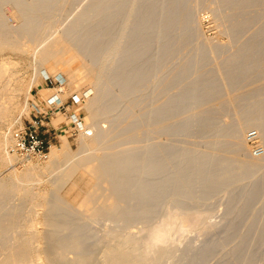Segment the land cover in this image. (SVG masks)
Returning a JSON list of instances; mask_svg holds the SVG:
<instances>
[{"label": "rangeland", "instance_id": "1", "mask_svg": "<svg viewBox=\"0 0 264 264\" xmlns=\"http://www.w3.org/2000/svg\"><path fill=\"white\" fill-rule=\"evenodd\" d=\"M104 1L110 4L107 20L88 14L97 0H0V264H264V241L243 242L250 230L257 240L264 229V187L253 194L264 178V137L255 128H246L249 108L264 101V61L254 63L253 53L246 52L264 28V11L244 15L243 10L235 19L239 26L233 28L229 16L239 13L238 5L228 0H186L190 11L186 13L187 36L179 29L169 36L171 40L164 34L163 40H149L147 52L136 58V48L147 38L137 34V40L132 39L131 32L138 10L149 11L152 6L146 5L147 0ZM259 4L264 7V0H251L252 7ZM77 21L80 26L71 30L74 40H81L87 28L98 26L102 31L98 47L91 43L95 49L84 54L64 33ZM246 21L252 24L239 32L240 23ZM60 38H66L74 51L64 59L70 54L77 57L71 69L63 61L43 63L39 59ZM173 43L175 47H165ZM97 49L99 55H94ZM153 57L156 74L144 81V73L133 72H144V65ZM98 65H107L108 71ZM190 66L194 71L191 83L216 81L219 95L154 121L152 113L189 83L182 79ZM75 70L80 72L78 84L68 78ZM237 70H241L240 79L234 83ZM126 71L131 72L132 82L122 90ZM42 72L53 80V74L61 73L65 80L62 98L70 106L68 113L57 111L40 130L52 147L67 143L69 156L62 155L58 163L50 161V152L43 159L23 161L9 151L12 133L35 119L36 105L45 110L47 99L56 94ZM176 75L180 85L175 90L170 85ZM100 77L104 82L110 77L114 80H110V94L101 110L94 103ZM140 78L142 82L135 85ZM29 84L33 86L30 94ZM133 85L140 88L131 91ZM73 113L93 126L94 136H87L71 121ZM94 113L95 118L91 117ZM199 119L202 123L215 120L217 128H209ZM186 120L193 124L184 134L181 129ZM176 128L179 132L173 133ZM96 134L99 139H94ZM218 145L225 147L218 149ZM173 146L180 154L187 150L192 156L208 153L231 159L242 171L252 168L253 175L207 197L199 194L183 207L170 200L154 211L150 205L133 211L137 193H151L152 174L158 165L153 162L155 153ZM107 159L118 166L111 175L102 167ZM122 160H131L137 171L128 174ZM143 169L149 172L145 177ZM122 172L127 177L123 186ZM179 173L181 183L182 164ZM113 193L128 194L129 200L126 204L121 201L119 207ZM131 213L149 216L127 215ZM158 232L168 238L155 247V254L149 246L152 237L160 236ZM204 251L208 254L202 260L189 258H198Z\"/></svg>", "mask_w": 264, "mask_h": 264}, {"label": "bare ground", "instance_id": "2", "mask_svg": "<svg viewBox=\"0 0 264 264\" xmlns=\"http://www.w3.org/2000/svg\"><path fill=\"white\" fill-rule=\"evenodd\" d=\"M236 1H239V2L237 3ZM146 2H147L146 5L150 6V8L152 6V9L149 11H146V9L145 10L144 9L138 10L136 23H135V25L132 29V32H131V36H133L132 39L135 38V40H137L136 39L137 37L135 36L137 34L139 36H141L143 39L145 37L147 38V40H145L144 44L141 43V46L136 48L138 50V54L136 55V58H138L140 56V54L147 52V50L149 49V44L148 43L146 44V42L149 40H155V39L163 40L164 39L162 36L163 34L166 36L168 35V39H169V36L174 35L176 33V31L179 29L182 30L183 35L187 36V34H188V32H186L187 27H188V17L186 16V13L190 12V11H189V7L186 5V0H147ZM228 2H232L234 5H238L239 8H241L238 11L239 13L235 12L229 16V19L231 21L233 28L236 26H239L238 24H236L235 19H236V16L238 17V14H240L243 10H246V12L243 11V13L245 12L244 15H246L247 13L250 14L251 12H257L258 10L264 11V7L260 6V4L258 6L252 7L251 0H228ZM166 4H167V7L164 9ZM109 8H110L109 3L105 2L104 0H97L95 5H93V7L89 10L88 14L90 15V17H93V18L102 15V18L107 20L109 16L106 14V11ZM149 17H150V19H149ZM256 18H259V15H257ZM122 21H123V19H122ZM79 24L80 23H78V21H77L75 23V25L73 24L68 28V32L66 31L64 33L65 34L67 33V35L65 37L67 39H69L68 41L70 43L74 44L75 49L78 48V50H80L84 54V52H86L87 50L91 49V51H92V49H95L94 47H96V48L98 47L97 41L99 43L100 40L102 41V39H103V38L100 39L102 37V31L98 26L94 27V28H87L83 38L81 40L79 39V41H77V40H74L73 37H71V30L75 26H77V27L80 26ZM240 24L241 25H240L239 30H241V31H239V32H243V30L245 28L249 27L252 23H251V21H246L243 23L241 22ZM29 37H30V35H29ZM66 38L56 39L55 42L50 44V46H47L46 49H44V51H42L41 53L39 52L40 54L38 56H39L40 61L42 60L43 63H48L49 61H53V62H56V64H58L59 61H63L62 64L66 65L67 67H69V69H71L72 64L75 62L77 57H74V54H70L67 59H64V57L66 56L67 53L69 54L71 51H73L72 50L73 47L70 48L69 47L70 45L67 44ZM148 38H150V39H148ZM169 40H171V39H169ZM91 43L94 44L95 46L92 47ZM169 46H171L173 48V47H175V43H173L172 45L168 44L165 47H169ZM246 48H248L246 52H250V53L252 52L253 53V54H251V56H253V58L256 59L253 61L254 63H257V62L260 63V62L264 61V28L261 30L260 36L257 37L256 39H254L253 43L250 44L249 46H247ZM250 49H253V50L250 51ZM95 51H96V53H94ZM95 51H93L92 53L94 55H99L97 53L100 52V50L97 49ZM81 55H79V56L81 57ZM38 56H36V57H38ZM241 58H243L247 62L249 61V57L246 55L245 56L242 55ZM39 59H37V60H39ZM154 61H155V57H153V59L149 60V62L144 65V68H143L145 70L144 72L143 71H136L133 73H142V74L144 73V75H146V76H144V81H145V79H147L149 81L151 79V77H154L156 74L154 72V67H153L155 64ZM95 64L97 65V63H95ZM239 64H237V66H236L237 69L240 68ZM91 66L94 69L97 68L94 64H92ZM98 66L100 67V69L104 70V72L108 71L107 65H102V66L98 65ZM255 66H257V65H254V67ZM137 68L141 69L142 66H138ZM241 70H242V66H241ZM241 70L235 71L234 78L236 76H237V78L235 81L233 79L234 83L239 82L240 78H239L238 73ZM91 72H92V70H91ZM197 72L201 73V71H199V70H197ZM79 73L80 72H78V70L72 71L70 73L68 78H70V81L72 84L73 83L78 84V82L80 81V79L78 80ZM83 73H84V71H83ZM130 73L131 72L127 73V71H126V74H128V75L125 79V82L122 83V90H127L129 88L130 82H132V79L129 76V75H131ZM193 73H194V71H193V68L191 66L188 67V69L186 71H184V73H183L184 77H183L182 81H183V83H186V81H189V83L188 82L186 83L187 86H185L182 93L175 92L172 95V97L170 98V101L167 104H165L161 110L156 111V113H154V112L152 113L151 117L154 119V121L155 120L161 121V119L166 120L171 114L178 112L181 108L182 109H188V108H191V106H198V105H200L206 101H209L210 99H215L216 96L219 95L218 93H216L217 92L216 88L218 87V84H219L218 82L212 81V80H209V81L200 80L197 83L193 84V82L191 83V76ZM42 74L44 75V77L49 76L48 72H42ZM53 75H55V77L58 78V79L55 78V80H60L61 82H65L64 78L61 76V73H55ZM80 75L82 76V71H81ZM96 78H98V77H96ZM100 79L101 80H99L97 83L95 81V83H96V86H95L96 87V94L94 96V100H95L94 103H95V106H96V104H98V107L101 110V108H103V101H105V99H107L109 97V94H110V89H111L110 80L113 82H114V80L112 77H110V80L108 79L105 82L103 80V77H100ZM70 81H69V83H70ZM137 82H142L141 78L135 82V85L137 84ZM135 85H133V89H131V91L132 90L134 91L137 87L140 88L139 87L140 85L139 86H135ZM179 85H180V79H179V76L176 75L175 79H173V82L170 85V88L176 90L179 87ZM27 89H28L27 93L30 94L32 89H33V86L29 84V88H27ZM63 89H62V91H63ZM93 90H94V88H93ZM54 95H56V94H54ZM78 97L79 96H77V98ZM59 98L63 99L62 95L59 96ZM49 99H47V101ZM259 103H260V105H256L255 107L249 108L246 115L248 117H251V118L246 123V128H249V127L255 128L259 133V137H264V105H263L264 101L260 100ZM92 109H94V108H92ZM106 110H108V109L106 108ZM92 113H93V110H92ZM72 115L74 116V115H76V113L75 114L73 113ZM95 115L97 116V113L96 114L94 113V115H92L91 117L95 118ZM71 121L75 122V120L72 118H71ZM199 122L202 123L201 119H199ZM85 124L83 122H79V121L77 122V126L80 127L81 129H83L84 133H86L87 136L88 135L94 136L95 133L93 132V129H94L93 126L91 125L92 127H89ZM192 124H193V122L191 120H186L182 126V129H181L182 133L185 134L186 132H188L189 128L191 127ZM202 124H206L209 128H217V122H215V120L209 119L206 122H203ZM178 132H179V129L176 128V129H174L173 133H178ZM97 136L98 135L96 134V138H94V139H99V136L98 137ZM65 141H66V139H65ZM7 142L9 143V141H7ZM221 146H224V145H218V149H222ZM68 151H69L68 145H67V143L64 142L62 148L52 147L48 156L50 158V161L52 159H54L56 161L55 163H58L57 160L62 155H63V157L69 156ZM7 153H8V151H7ZM155 154H156V157L153 158V162L154 163L156 162L155 164H158V165H157L156 169H154L155 171L153 170L154 172H153L152 176L154 177V181L152 183V186L150 187L151 193L149 195V194L144 193V192H138L137 193V206H136V209L133 208V211H137L139 209L144 210V209L148 208L149 205H150V209L152 211H154V210H156V208H158L165 201H170V200H177V205L179 207H183L186 205V201H189L191 199L196 198V196L199 194H201L202 197H207V196L227 187L228 185H230L233 182H237V181L244 179V178H250L253 175L252 168L250 170L242 171L240 168L235 167V165H233V163L230 162L231 159L229 160L227 158H219V157L211 156V155H208V153L203 154V155H199V156H192L190 151L184 150V152L182 154H180L179 149L177 147L173 146L167 150L165 149L162 151H158ZM8 159H11V158H8ZM131 160H133V159L131 158ZM131 160H128L129 163H127L126 160H122V165H125L124 171H126L128 174H132V173L137 171V169H136L137 165L135 163L133 164V162H135L136 160L134 159L135 161L133 160V162ZM114 162H116V161L115 160H108V159L106 161L104 160L102 162V164H103L102 167L110 175L114 171L113 167L116 166V165L114 166ZM125 163H127V164H125ZM181 164H182V172L183 173H182V182L180 183L179 182V180H180L179 171H180V165ZM249 164L251 165V163H249ZM116 167H118V166H116ZM95 171H98V170H95ZM148 173L149 172H146L145 169H143L141 171L142 177H145ZM95 174H97V173L95 172ZM124 178L126 179L127 177L122 172V186L124 183ZM263 187H264V178L260 179L257 182L253 194L260 193L263 190ZM114 194L117 196L115 199L118 198L117 201L119 203V205H118L119 207H120L121 201H122V203L126 204L127 200H129L127 198V197H129L128 194L122 195V193L121 194L120 193H113V195ZM114 203H116V202H114ZM114 205H116V204H114ZM112 207H115V206H112ZM116 208H118V207H116ZM114 210H112L114 212V214L117 213ZM116 211H118V210H116ZM105 212H108V211H105ZM127 215L131 216V217L149 216L146 213L145 214H143V213H131V214H127ZM254 226H256V224H254ZM263 226H264V223H263ZM165 227H163L164 230H166ZM230 228H234V227L230 226ZM250 228L254 229L253 226ZM160 230H161V228H160ZM164 230H163V232H161V231L160 232L165 235L166 232ZM260 231H261V233H260L258 239L253 240V238L251 236L252 231L250 230L249 235L243 241L244 244L246 245L250 242L251 243H253V242L259 243L261 241L263 242L264 241V229L260 230ZM152 233H156V229H155V232H152ZM162 234H160V236L157 234L158 235L157 237H155V236L152 237L151 244L149 243L150 244L149 248H150L152 253L155 252V254H156V248L155 247H158L157 245L159 243H161L162 241L164 243V239L167 240L168 237L165 238V236ZM166 235H168V234H166ZM154 248H155V250H154ZM151 252H149V255H152ZM79 253H81V252H79ZM207 254H208L207 251H204L203 254L198 255V258L195 257V255L189 256V258L191 260H193V259L202 260L204 257H207ZM80 255H82V254H80Z\"/></svg>", "mask_w": 264, "mask_h": 264}, {"label": "built area", "instance_id": "3", "mask_svg": "<svg viewBox=\"0 0 264 264\" xmlns=\"http://www.w3.org/2000/svg\"><path fill=\"white\" fill-rule=\"evenodd\" d=\"M44 81L50 84L51 90L56 91V95L52 96L44 106L46 109H40L38 105L35 106L37 116L34 120L28 123L26 127L17 130L11 135V144L9 146V151L17 159L27 160L31 158L43 159L50 152L52 146L50 142L44 138V135L40 132L42 128H45L46 121L49 120L57 111L68 113L67 102L60 99L59 96L63 94L62 89L65 86V82L60 80H53L51 77L44 78ZM74 119V124L81 122L77 115H71L70 119ZM49 133V131H48ZM260 152H258L259 154Z\"/></svg>", "mask_w": 264, "mask_h": 264}]
</instances>
